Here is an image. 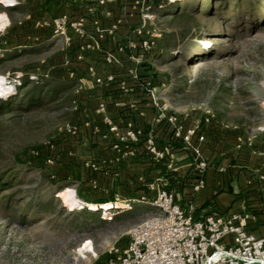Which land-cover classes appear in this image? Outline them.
<instances>
[{"label":"rangeland","instance_id":"374dc122","mask_svg":"<svg viewBox=\"0 0 264 264\" xmlns=\"http://www.w3.org/2000/svg\"><path fill=\"white\" fill-rule=\"evenodd\" d=\"M16 4L0 0V80L9 86L0 94V264H107L153 212L147 202L162 189L182 198L187 175L202 177L206 162L177 184L167 154L150 161L164 176L147 182L142 173L113 190L100 182L83 142L101 107L89 93L94 66L70 48V24L56 35V18L32 16L29 0ZM149 15L151 73L176 118L249 134L264 127V0H162Z\"/></svg>","mask_w":264,"mask_h":264},{"label":"crops","instance_id":"0c3cea01","mask_svg":"<svg viewBox=\"0 0 264 264\" xmlns=\"http://www.w3.org/2000/svg\"><path fill=\"white\" fill-rule=\"evenodd\" d=\"M16 1L18 6L23 4V0ZM29 2L32 16L48 20L64 16L82 28V36L72 31L68 35L70 48L77 53L83 51L82 61L94 66V72L87 77L94 84L89 93H95V105L100 104L102 110L85 125L83 142L92 146L88 149L99 167V181L108 180L113 190L120 183V188L130 186L142 173L145 178L140 180L147 182L164 176L150 163L152 160L144 150L145 139L153 137L157 147L170 156L167 164L162 165L178 172L177 178L174 177L176 184L182 182L181 176L190 166L198 168L195 162H206L202 177L193 171L187 175L189 184L183 189L182 198L174 194L184 209L195 218L248 213L251 219L246 223V231L260 235L264 230V127L259 126L249 134L195 116L184 124L194 127L196 135L184 143L173 138L170 124L156 120L154 101L167 102L171 114L175 109L165 92L159 90L160 80L151 73L153 47L142 48V38L135 31L144 24L157 0ZM87 48L92 51H84ZM77 83L76 88L82 90L80 82ZM177 120L182 122L179 117ZM128 130L137 134V141H121ZM201 135L203 141L198 139ZM199 180L203 185L196 190Z\"/></svg>","mask_w":264,"mask_h":264},{"label":"built area","instance_id":"2783aa9c","mask_svg":"<svg viewBox=\"0 0 264 264\" xmlns=\"http://www.w3.org/2000/svg\"><path fill=\"white\" fill-rule=\"evenodd\" d=\"M150 19L146 15L144 24L135 31L142 38V48L147 50L153 46L146 28ZM69 24L82 36L80 24L69 23L64 16L53 21L54 34L64 37ZM154 106L156 120L172 126L175 140L189 143L196 135L194 127L179 122L171 114L166 102L154 101ZM124 139L137 141V134L128 130L121 141ZM198 139L203 141L204 135ZM144 149L153 163L160 164L166 158V150H160L153 137L145 139ZM202 185L199 180L195 189ZM147 205L153 212L132 227L126 245L114 248L107 264H264V230L258 236L246 231V223L251 219L248 213L195 218L167 189L159 191Z\"/></svg>","mask_w":264,"mask_h":264},{"label":"bare ground","instance_id":"6f19581e","mask_svg":"<svg viewBox=\"0 0 264 264\" xmlns=\"http://www.w3.org/2000/svg\"><path fill=\"white\" fill-rule=\"evenodd\" d=\"M5 24H6V19L4 17H0V26H4ZM203 45L206 46V47L209 46L207 41H204ZM8 90H9V86L6 85L2 80H0V94L9 92ZM112 205L114 206V208L117 206V209L120 208L121 206H126V205H124L122 203H115V204H112ZM87 245H89V244H87Z\"/></svg>","mask_w":264,"mask_h":264},{"label":"trees","instance_id":"16d2710c","mask_svg":"<svg viewBox=\"0 0 264 264\" xmlns=\"http://www.w3.org/2000/svg\"><path fill=\"white\" fill-rule=\"evenodd\" d=\"M159 1H160V0H157L156 4H158ZM69 82H70L71 84H74V88H76V87L78 86V83H77L76 80H70ZM36 84H38V83H36ZM52 177H53V176H52ZM53 178H54V177H53ZM52 182H53V181H52Z\"/></svg>","mask_w":264,"mask_h":264}]
</instances>
